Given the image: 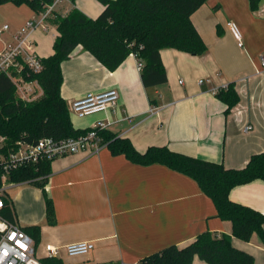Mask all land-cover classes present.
<instances>
[{
    "label": "crops",
    "instance_id": "0c3cea01",
    "mask_svg": "<svg viewBox=\"0 0 264 264\" xmlns=\"http://www.w3.org/2000/svg\"><path fill=\"white\" fill-rule=\"evenodd\" d=\"M77 7L88 17L103 11L98 0H67L56 13L67 15ZM28 6H0V30L14 35L27 21L37 19ZM3 22V23H2ZM207 45L201 56L164 49L161 58L167 82L145 88L137 59L130 55L111 72L83 48L62 64V97L71 101L89 92L116 89L119 101L108 111L72 122L88 130L97 123L107 131L129 138L140 152L150 146L228 169L246 166L252 155L264 152V0L252 11L249 0H208L192 15ZM237 24L243 40L239 47L228 23ZM3 32V31H2ZM55 26L32 34L41 58L54 53ZM6 45V44H5ZM1 45L0 50L5 46ZM203 81L202 84L199 82ZM234 83L240 96L231 112L216 90ZM248 127L251 129L247 130ZM55 210L50 224L43 189L30 182L15 183L7 192L12 220L34 235L35 255L47 258L45 248H58L63 264H142L146 257L176 245L184 247L206 231L232 234V224L217 217L214 202L188 176L163 165L141 166L104 147L97 155L78 153L55 159L45 186ZM230 199L264 212V181L233 188ZM92 242L85 256L70 257L66 246ZM235 248L264 264V241L254 234L249 242L232 237ZM48 259V258H47ZM193 264H207L198 257Z\"/></svg>",
    "mask_w": 264,
    "mask_h": 264
},
{
    "label": "trees",
    "instance_id": "16d2710c",
    "mask_svg": "<svg viewBox=\"0 0 264 264\" xmlns=\"http://www.w3.org/2000/svg\"><path fill=\"white\" fill-rule=\"evenodd\" d=\"M53 1L0 0V6L8 3L26 5L39 16ZM98 1L104 8L97 18L88 17L75 6L65 16L55 12L49 18V24L55 26L58 32L53 45L54 53L42 58V72L31 73L27 77L28 81H38L42 88L43 95L39 100L25 102L18 99L12 81L6 75L0 76V134L6 136L10 143L23 141L34 144L43 138L64 140L77 138L89 131L74 127L69 105L61 94L62 64L79 47L111 72L118 69L127 57L136 54L144 61L141 79L145 88L167 82L162 50L175 49L192 56H201L207 51L206 43L192 22V15L208 0ZM260 3L261 0H249L254 12L259 9ZM216 94L227 106L228 113L240 102L234 83ZM101 135L113 155H124L141 166L163 165L195 180L214 202L217 217L231 222L233 227L231 235L203 232L186 246L167 247L146 257L142 264H193L196 257L207 264H255L254 256L233 246L232 237L249 242L257 234L264 241V212L233 202L229 194L237 186L255 180L264 181V152L252 155L243 168L228 169L222 163L180 154L167 146H150L140 152L129 138L119 137L107 130ZM52 162L44 161L39 167L23 166L9 177L11 183L30 182L43 189L50 224L55 222V210L45 186ZM5 202L8 204L7 198ZM6 215L12 219L10 212L6 211ZM34 230V235H29L36 239L40 230L38 227ZM41 261L44 264H63L54 258Z\"/></svg>",
    "mask_w": 264,
    "mask_h": 264
},
{
    "label": "built area",
    "instance_id": "2783aa9c",
    "mask_svg": "<svg viewBox=\"0 0 264 264\" xmlns=\"http://www.w3.org/2000/svg\"><path fill=\"white\" fill-rule=\"evenodd\" d=\"M67 0H54L47 10L37 19L29 20L14 35L12 43L5 45L0 50V76L6 75L16 87V96L25 102H34L43 95V90L38 81H28L29 74H39L44 69L42 58L36 50L32 34L37 29L47 31L49 18L57 7ZM231 30L239 47L243 46L242 34L234 22H229ZM5 25L2 31L8 30ZM137 69L141 72L144 61L136 54ZM264 67V57L262 58ZM200 84L203 81L199 82ZM225 86L220 89H226ZM216 90V93L220 90ZM119 92L116 89L102 92H89L70 102L69 112L71 117L82 120L90 116L104 113L117 106ZM251 129L248 127L247 130ZM107 126L97 123L89 131L77 138L55 140L43 138L37 143L29 144L23 141L10 143L8 138L0 134V264H44L35 255L34 240L18 225L15 220L6 215L7 192L14 183L10 182V174L23 166L39 167L44 161H54L57 158L78 153L97 155L100 150L107 147L101 132ZM95 249L92 242H76L66 246V253L70 257L85 256ZM47 258H57L59 250L53 245L45 248Z\"/></svg>",
    "mask_w": 264,
    "mask_h": 264
},
{
    "label": "rangeland",
    "instance_id": "374dc122",
    "mask_svg": "<svg viewBox=\"0 0 264 264\" xmlns=\"http://www.w3.org/2000/svg\"><path fill=\"white\" fill-rule=\"evenodd\" d=\"M3 23V22H2ZM236 24V23H235ZM2 30V29H1ZM0 30V31H1ZM13 41L11 40V38L8 37V33L6 31H3L0 33V48H1V45H4L6 44H10L12 43Z\"/></svg>",
    "mask_w": 264,
    "mask_h": 264
}]
</instances>
